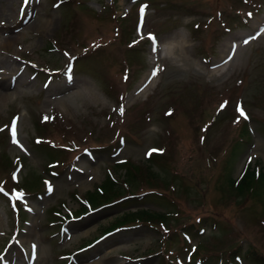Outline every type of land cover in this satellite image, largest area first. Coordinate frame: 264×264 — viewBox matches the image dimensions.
<instances>
[{"label": "rangeland", "instance_id": "1", "mask_svg": "<svg viewBox=\"0 0 264 264\" xmlns=\"http://www.w3.org/2000/svg\"><path fill=\"white\" fill-rule=\"evenodd\" d=\"M0 19V264H264V186L226 180L264 173V0H0ZM125 166L136 197L72 216ZM135 206L164 218L105 231Z\"/></svg>", "mask_w": 264, "mask_h": 264}, {"label": "trees", "instance_id": "2", "mask_svg": "<svg viewBox=\"0 0 264 264\" xmlns=\"http://www.w3.org/2000/svg\"><path fill=\"white\" fill-rule=\"evenodd\" d=\"M241 129L242 131L245 130L244 125L243 127L241 126ZM39 143L41 142L38 141L37 144ZM54 153L55 151H48L47 158L51 160ZM149 171L153 173V170ZM122 175L123 178L121 179H117L112 176L104 177L99 183L97 189H91L87 191L86 196L77 205L76 212L79 210L84 212L88 207L93 208L95 206H101L104 204L119 203L125 198L132 199L136 197L138 193L128 190L130 180L133 181L135 179L134 170H132L130 166H125ZM226 180L228 185L233 188L234 193H250L256 195V193L259 192V190L264 186V173L250 165L242 171L237 180H234L231 176H227ZM164 215L165 214L163 211L152 210L146 206L126 208L123 209L121 213L114 219L112 225L108 226L106 229L123 224L125 222L142 221L143 219H163ZM252 263L263 264L258 262L256 259H252Z\"/></svg>", "mask_w": 264, "mask_h": 264}, {"label": "bare ground", "instance_id": "3", "mask_svg": "<svg viewBox=\"0 0 264 264\" xmlns=\"http://www.w3.org/2000/svg\"><path fill=\"white\" fill-rule=\"evenodd\" d=\"M1 20V19H0ZM252 21V20H251ZM256 22V21H255ZM258 24V29H257V31H261L262 30V28H263V26H264V23L263 22H261V23H257L256 22V25ZM260 28V29H259ZM255 29H256V27H255ZM7 34L9 33V30H7V32H6ZM170 34V33H169ZM174 34V33H173ZM166 35V34H165ZM168 36V35H167ZM171 36H169L168 38H167V40H165V42H164V44H163V46H162V49H161V47H159V43H160V41H159V43H158V40H155L154 42H153V44H155L156 45V47L158 48V55L160 56V57H164V56H167V57H169L170 59H173V58H175L176 57V55H178V53H180L179 52V50L178 49H176V44L177 45H180V47L183 49V48H186V47H183V45L182 44H185L186 43V39L184 40V37L185 36H181V38L179 39V42H177L176 40L177 39H174V38H170ZM233 37V36H232ZM10 38H14V34L13 33H9L7 36H6V40H8V39H10ZM170 38V39H169ZM187 38V37H186ZM157 39H159V38H157ZM255 40V39H254ZM230 41H231V39L230 38H228V39H226V38H223L221 41H219L218 42V45L221 47L222 45L224 46V47H226V49H227V47H228V45H229V43H230ZM238 41V40H237ZM233 43V42H232ZM232 45H234V44H232ZM231 45V46H232ZM238 45V44H237ZM236 45V46H237ZM235 46V47H236ZM238 47V46H237ZM188 49V48H187ZM234 49V48H233ZM174 50H176V54L174 53L173 54V52H174ZM228 51V50H227ZM233 51V50H232ZM220 52H221V50H220ZM230 56V55H229ZM228 56V57H229ZM223 57H221V53L219 54V56L217 57V61H220V59H222ZM216 60H215V62H213V63H216L217 62ZM222 62V61H221ZM213 63H211V64H213ZM221 64V63H220ZM2 67V66H1ZM219 67V66H218ZM216 68V67H215ZM148 70L149 69H147L146 70V73H144V76H143V78L142 79H140L141 80V82L140 83H142L143 81H145L146 82V80H145V78H147L146 77V74H148ZM4 71V70H3ZM1 72V71H0ZM3 73V72H2ZM152 76V75H151ZM149 78H150V76H149ZM139 80V81H140ZM0 87L1 86H4L5 85V82L3 81V78L2 77H0ZM147 83V82H146ZM7 84V83H6ZM139 85V84H138ZM138 86H136V88H137ZM136 88L134 87V89H132L131 91H133V92H135V90H136ZM138 89V88H137ZM137 91V90H136ZM129 96H131L132 94L131 93H129L128 94ZM128 98V97H127ZM130 99V98H129ZM128 100V99H127Z\"/></svg>", "mask_w": 264, "mask_h": 264}, {"label": "snow or ice", "instance_id": "4", "mask_svg": "<svg viewBox=\"0 0 264 264\" xmlns=\"http://www.w3.org/2000/svg\"><path fill=\"white\" fill-rule=\"evenodd\" d=\"M27 2H28V0H26V3ZM141 11H143V10H141ZM245 42H247V41H245ZM153 51H155V47H153ZM153 75H156V72L155 71L153 72ZM120 111L123 112V107H121ZM237 111L239 112L240 116H242V117L245 116V113L241 109L238 108ZM13 124H15V122H13ZM12 135H13V142H15V130H14V128H13ZM51 190L52 189L49 188V191H51Z\"/></svg>", "mask_w": 264, "mask_h": 264}]
</instances>
